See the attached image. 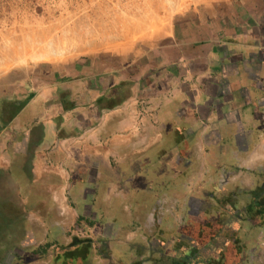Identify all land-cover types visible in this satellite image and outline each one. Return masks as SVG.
Returning a JSON list of instances; mask_svg holds the SVG:
<instances>
[{
    "label": "crops",
    "instance_id": "crops-1",
    "mask_svg": "<svg viewBox=\"0 0 264 264\" xmlns=\"http://www.w3.org/2000/svg\"><path fill=\"white\" fill-rule=\"evenodd\" d=\"M19 74L0 83V264H264V0Z\"/></svg>",
    "mask_w": 264,
    "mask_h": 264
},
{
    "label": "rangeland",
    "instance_id": "rangeland-1",
    "mask_svg": "<svg viewBox=\"0 0 264 264\" xmlns=\"http://www.w3.org/2000/svg\"><path fill=\"white\" fill-rule=\"evenodd\" d=\"M209 1L0 0V83L43 64L153 41L179 15Z\"/></svg>",
    "mask_w": 264,
    "mask_h": 264
},
{
    "label": "built area",
    "instance_id": "built-area-1",
    "mask_svg": "<svg viewBox=\"0 0 264 264\" xmlns=\"http://www.w3.org/2000/svg\"><path fill=\"white\" fill-rule=\"evenodd\" d=\"M144 101H146L145 99V95L144 96H140V98H137V102L139 103V116L137 118V123L139 124V126H143L144 125V112H146L145 110V103H143ZM144 104V105H143ZM79 235H81V231L77 232Z\"/></svg>",
    "mask_w": 264,
    "mask_h": 264
},
{
    "label": "bare ground",
    "instance_id": "bare-ground-1",
    "mask_svg": "<svg viewBox=\"0 0 264 264\" xmlns=\"http://www.w3.org/2000/svg\"><path fill=\"white\" fill-rule=\"evenodd\" d=\"M183 9V8H182ZM50 60V59H49Z\"/></svg>",
    "mask_w": 264,
    "mask_h": 264
}]
</instances>
